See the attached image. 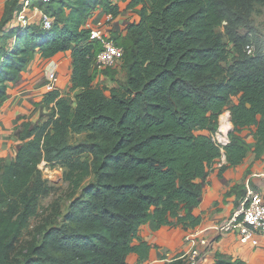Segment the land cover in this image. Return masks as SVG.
Segmentation results:
<instances>
[{"label":"trees","instance_id":"obj_1","mask_svg":"<svg viewBox=\"0 0 264 264\" xmlns=\"http://www.w3.org/2000/svg\"><path fill=\"white\" fill-rule=\"evenodd\" d=\"M29 2L51 18V26L5 29L22 9L17 0L6 2L0 106L7 83L35 52L49 58L72 49L69 89L76 93L73 103L57 90L46 93L51 115L24 124L11 162L0 157V264H128L125 256L132 252L143 258L149 246L134 240L149 218L182 227L200 222L192 211L201 195L199 180L222 153L227 166H236L249 146L256 156L264 152V35L251 20L264 0H130V7L141 5L138 22L112 35L124 50L126 80L116 78L115 67L105 68L100 73L113 82L110 87L94 83L101 44L89 40L84 25L98 6L115 16L118 5ZM249 43L253 55L244 50ZM224 110L233 129L222 146L214 136ZM250 127L254 142L248 146L237 133ZM81 133L88 140L70 142L71 134ZM41 162L64 167V179L74 194L80 190L79 197L65 212L55 201L30 238L21 239L40 197L50 191ZM168 264L185 263L177 258ZM211 264L243 262L218 254Z\"/></svg>","mask_w":264,"mask_h":264},{"label":"crops","instance_id":"obj_2","mask_svg":"<svg viewBox=\"0 0 264 264\" xmlns=\"http://www.w3.org/2000/svg\"><path fill=\"white\" fill-rule=\"evenodd\" d=\"M6 1H1L4 4L0 7V19ZM129 1L111 0L112 4L119 7V13L115 16L108 13L103 7L98 6L86 22H89L93 27L102 28L110 35L124 34L128 24L138 22L140 18L141 5L130 7ZM147 3L150 4L149 1ZM28 18L29 24H31L29 15ZM98 22H101V24H98ZM16 24L20 25L14 15L5 25V29ZM52 61L56 63V90L66 98V92H72L74 101L76 91H70L69 89L72 73V49L59 52L49 58L35 52L17 78L7 83L8 97L0 106V144L6 141L7 145H10L9 136L13 137L12 133L18 129V124H22V128L26 122L31 125L38 124L40 123L39 117L41 114H45L46 107L52 109V104H47L44 101L46 93H49L44 89L45 68ZM107 79H109L107 76L98 73L94 83L100 84V81L105 83ZM109 81L112 82L110 79ZM234 101H236V98ZM24 117H26V121ZM222 117L225 118L224 124L220 121ZM218 123V131L214 137L223 146L229 142L228 133L233 129L229 110H224L219 115ZM237 136L249 146L254 142V128H244L237 133ZM13 143L17 147L19 140ZM0 156H3L4 161L9 163L14 159L15 152L13 159L11 157L7 158L5 150L0 152ZM227 165L226 157L222 153L220 158L214 161L206 177L199 180L201 195L198 205L192 208L193 213L200 216V222L196 226L158 225L153 218H149L139 226L137 238L134 240L136 244L139 241L148 244L147 254L143 258H140L138 253L127 254L125 256L127 263L168 264L189 250L191 243L186 239V236L196 231H202L201 236L205 237L210 245L208 248L198 245V248L205 252L201 264H211L218 254L241 260L243 264H264L263 237H258V245L253 246L250 243H241L239 235L235 231L219 233L215 229L216 226L230 216L244 199L248 188L258 191L264 201V152L260 156H256L253 147L249 146L241 163L236 166Z\"/></svg>","mask_w":264,"mask_h":264},{"label":"built area","instance_id":"obj_3","mask_svg":"<svg viewBox=\"0 0 264 264\" xmlns=\"http://www.w3.org/2000/svg\"><path fill=\"white\" fill-rule=\"evenodd\" d=\"M43 1L47 2L49 0ZM20 4L22 5V9L15 15V18L20 25L25 26L29 24L26 9L30 2L29 0H23ZM38 11L40 14V26L49 28L51 26V18L44 14L41 9ZM98 24H101V22H98ZM84 27L90 31L89 40H97L101 44V49L94 58L96 70L100 73L105 68H113L120 64L124 50L115 43L112 35L102 28L93 27L89 22H86ZM244 50L247 54L253 55L255 45L249 43L245 46ZM44 82V89L46 91L51 92L56 90L57 72L54 61L48 63L45 68ZM215 229L219 233L235 231L239 235L241 243H250L253 246H257L258 237L264 238V201L261 194L252 188H248L244 199L230 216L220 225L216 226ZM201 232L196 231L186 236V239L191 243L190 248L186 253L177 257L182 259L185 264L202 263L205 252L198 248V245L208 248L210 242L201 236Z\"/></svg>","mask_w":264,"mask_h":264},{"label":"rangeland","instance_id":"obj_4","mask_svg":"<svg viewBox=\"0 0 264 264\" xmlns=\"http://www.w3.org/2000/svg\"><path fill=\"white\" fill-rule=\"evenodd\" d=\"M2 0H0V7H2L1 3ZM8 1V0H7ZM6 1V2H7ZM23 0H17V6L22 7V5L20 4ZM33 2H35L36 0H31ZM32 3V2H31ZM29 4V6L26 9L27 15H29L31 17V24H35V25H40V14H39V6L37 4L32 5ZM38 9V10H35ZM252 25L258 29L262 31V35H264V29L262 27V22L264 20V6L257 4L255 6V10L253 12L252 15ZM221 31H223V29L221 28ZM244 32V31H243ZM117 68L115 70H117L116 73V77L120 82H124L126 80V75H125V71L124 68H122L120 66V64H118L116 66ZM102 74V73H101ZM104 81H100L99 85H103V86H108L110 87L111 85H113V82H110L109 79L106 80V82L104 83ZM66 96L67 99L73 103V94L72 92H66ZM38 107L36 106V109ZM52 109H49L46 107L45 109V114H41L39 117V122L44 121L48 118V116L51 114ZM24 120L26 121V117H24ZM20 123V122H19ZM17 130L13 131L12 136L10 137L11 143L10 145H7L6 141L0 144V152H2V150H5L7 152V158L11 157L13 159L14 157V152L16 154L17 148L18 146H20L21 144V140L19 139V133L21 132L22 128V124H18L17 125ZM14 129V127H13ZM15 132V134H14ZM8 140V138H7ZM16 140H19V145L16 147V144L13 142H16ZM88 140V136L86 133H81V134H71L70 135V142L71 143H77V142H81V141H86ZM15 147H16V151H15ZM83 157H87L89 156V154L87 152L82 154ZM1 157V156H0ZM2 159H5L2 156ZM39 168L41 170V174H42V178L46 180L47 185L50 187V191L46 196H42L40 197L35 212L34 214L29 218V224L28 226L23 230V233L21 235V239H29L31 236V233L33 231V228L38 225L39 223L42 222V219L44 217H46V215L48 213L51 212L52 210V205L54 204L55 201H59L60 205H61V211L65 212L68 208L69 205L71 203V200L76 199L79 197V192L80 190H78V192H76L74 194V192H72L68 181H66L64 179V172H65V168L60 166V165H54V166H50L44 162H41L39 165ZM91 180V177L88 176L83 184L87 183L88 181Z\"/></svg>","mask_w":264,"mask_h":264},{"label":"bare ground","instance_id":"obj_5","mask_svg":"<svg viewBox=\"0 0 264 264\" xmlns=\"http://www.w3.org/2000/svg\"><path fill=\"white\" fill-rule=\"evenodd\" d=\"M220 121H221L222 124H224L225 123V118L222 117Z\"/></svg>","mask_w":264,"mask_h":264}]
</instances>
